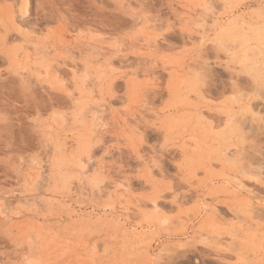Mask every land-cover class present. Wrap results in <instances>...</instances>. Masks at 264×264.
<instances>
[{
	"label": "rangeland",
	"instance_id": "1",
	"mask_svg": "<svg viewBox=\"0 0 264 264\" xmlns=\"http://www.w3.org/2000/svg\"><path fill=\"white\" fill-rule=\"evenodd\" d=\"M197 2L30 0L28 24L19 27L17 1L0 0V113L9 117L7 122L0 121V199L10 202L7 216L0 215V259L7 258L3 253L11 250L13 240L22 241L33 236L44 246L43 258L51 256L61 264H116L117 261L153 264L156 259L169 260L173 264H194L197 260L199 264H224L233 256L232 252L224 250L233 245L231 234L238 230L241 221L250 219L254 233L264 231L261 227L264 221L259 216L264 188L238 176L245 186L244 191L238 195L225 193V179L237 175L224 171L223 166L215 167L217 149L206 140L199 120H192L190 106L195 102L183 95L182 80L195 75L198 62L191 54L180 51L190 48L191 44L185 43L179 24L175 31L165 33L163 39H156L160 34L156 26L158 19L167 26L169 19L175 20L177 14H183L184 5ZM209 2L220 4L225 0ZM227 2L248 6L241 7L236 13L241 22L245 15L249 20L259 21L261 0ZM37 4L42 6L37 8ZM140 5L145 8L142 14L151 16L150 21H144L142 31L140 24H135L133 30L134 22L124 15L127 9H136ZM14 18H17L15 22ZM232 19L230 10L220 16L219 22L224 25ZM149 23L151 28L146 27ZM20 28L27 32L22 34ZM116 37H120L119 48L113 45ZM162 55H168L171 64L166 70L162 62L154 70V85L145 97L148 109L137 108L127 114L118 111L110 119L114 121L117 139L122 138L125 128L130 129L134 122L131 121L130 126L124 125L119 116H136L138 125H135L143 131L148 144L163 143L165 135L169 137L172 143L161 152L162 169L151 171L170 179L176 177L172 187L179 195L173 203L175 193H165L163 199L158 200L160 206L163 205L156 213L151 202L154 193L147 182L148 163L141 164L134 157L130 159L124 148V176L133 170L137 173L125 183L129 191L122 203L128 205V211L133 215L131 223L126 224L122 218L124 211L118 209L117 198L112 201L107 195L99 197L96 187L87 183L82 185L78 178L73 179L77 175L75 154L84 127H69L64 136L57 137L56 132L63 128V121L49 120V109L42 101L46 94H51L49 84L61 81L62 77L65 81L73 79L69 67H76L79 75L90 62L89 74L96 83L97 97L103 89L106 94L110 93L108 100L115 105L111 107L122 109L128 103L129 95L141 86L133 69L142 59ZM43 57L47 65L44 68L39 63ZM179 60H184V67L179 66ZM218 71L224 73L220 82L212 80L203 90L208 98H219L224 91L228 74L222 68ZM169 73L173 80L171 94L168 92ZM21 76L41 103L29 105L25 101ZM139 99L136 98L137 103ZM37 117L44 123L37 125ZM207 119L213 121L212 113H208ZM213 122H218V117ZM146 125L154 127L146 128ZM38 127L40 131H37ZM48 134L55 145L51 148L46 138ZM61 145L64 150L57 153V147ZM117 148L115 155L119 157L121 149ZM148 156L151 159L150 152ZM55 158L63 159L64 164L49 169L51 163L57 161ZM255 160L258 161V157ZM39 166H42L43 178L34 188L30 178L37 176ZM181 168L188 173L203 169L204 175L195 185L182 186L178 176ZM61 173L70 176L68 186L64 185ZM139 176L145 179L142 181ZM26 181L28 187H25ZM198 192L214 210H202ZM249 202L254 207V214L244 211ZM111 207H114L112 212ZM201 226H205L204 229ZM125 233L135 239L130 240ZM201 234L207 239H201ZM259 243L257 237V247ZM40 255L37 254L38 258Z\"/></svg>",
	"mask_w": 264,
	"mask_h": 264
},
{
	"label": "snow or ice",
	"instance_id": "2",
	"mask_svg": "<svg viewBox=\"0 0 264 264\" xmlns=\"http://www.w3.org/2000/svg\"><path fill=\"white\" fill-rule=\"evenodd\" d=\"M41 6L37 4V8ZM23 7L27 9L29 5ZM241 7L248 6L229 3L227 0L220 4H213L209 0H198L195 4L184 5L183 14H177L175 20L169 19L167 26L164 21L159 19L156 21V26L160 30L156 39H163L165 33L175 31L176 25H180L179 32L184 34L185 43L191 44L190 48H182L180 51L191 54L198 62V71L194 76L189 75L183 82V95L186 99L195 102L190 106L192 120L194 122L199 120L203 125L206 140L217 149L214 153L215 167L223 166L224 171L234 172L242 179L253 181L264 188V0H261L258 7L259 21L249 20L245 15L242 23L241 18L236 15ZM230 10L233 19L224 25L220 24V16ZM144 11V5H140L136 9L129 8L124 12V15L134 22L133 30L135 24H140L142 31L145 27L144 21L151 20L150 15L142 14ZM22 15L27 16L28 12L24 10ZM253 15H256L255 11ZM151 26V23L146 25L148 28ZM19 31L22 34L27 32L24 28H20ZM27 34L34 35V33ZM5 43H7L6 37ZM113 45L116 48L121 47L120 37L113 40ZM162 62L167 70L171 58L168 55L152 56L150 59H142L133 69V74L140 80L141 86L129 95L128 103L122 109L111 108L109 111L110 93L106 94L103 89L97 97L96 83L90 78V70L87 66L82 76L78 77L74 73L71 81L58 80L48 85L51 94H46L42 101L49 109L48 119L63 121V128L56 132V136H64L69 127L80 125L84 127L79 138L78 152L75 154L77 175L73 179L78 178L82 185L87 183L94 188L103 187L109 182L121 181L117 187L123 188L124 183L137 176L135 170L127 177L124 176L126 169L123 167V149L127 148L130 159L134 157L141 164L148 163L147 182L154 193L151 197L152 204L163 199L165 193L170 195L175 193L172 185L176 177L170 179L151 171L162 169L161 152L172 143L169 137L165 135L163 143L148 144L144 133L135 126L134 121L130 129L125 128L123 137L117 139L113 127L114 121L110 119L118 111L127 114L137 108L142 111L148 109L149 105L145 97L154 85V70ZM178 63L183 64L184 60H179ZM221 68L228 74L227 79L224 80V91L219 98H208L203 90L212 80L220 82L221 76L224 75L218 71ZM21 80L24 81L25 101L29 105L41 103L33 96L32 89L23 76ZM168 81V92L171 94L173 84L171 73L168 74ZM137 97L140 98L139 103ZM208 113H212L213 121L218 117V122L209 121ZM8 119L7 115L0 113V121L7 122ZM35 122L37 125L44 123L39 117ZM124 123L127 124V121ZM147 127L154 126L146 125ZM37 131H40L39 127ZM46 138L50 148L55 146L50 134ZM118 146L121 149L119 157L115 155ZM63 150L62 145L57 147V153ZM149 152L151 159L148 156ZM257 157L258 161L255 160ZM202 175H204L203 169L188 173L186 169L181 168L178 172L182 186L195 185ZM113 176L115 179L110 181ZM138 178L142 181L145 179L144 176ZM25 187H28L27 181ZM178 195L179 193L174 194L173 203L176 202ZM247 211L254 214L255 210L253 206H249ZM155 212L159 213L160 210L156 208ZM259 212L261 221H264V201L260 202ZM15 214L19 215V213ZM251 227L250 219L244 220L240 222L238 230L232 232L233 245L224 251L232 252L233 256L224 264H264V231L254 233ZM261 227L264 228V224ZM257 237L260 239L258 247ZM38 239L29 236L26 240H13V247L3 253L7 258L0 259V264H61L60 260L52 259L51 256L47 259L43 258L45 249L43 245L37 243ZM38 253L41 254L39 258ZM116 264H129V262L117 261ZM153 264H173V262L156 259ZM194 264H199V261H195Z\"/></svg>",
	"mask_w": 264,
	"mask_h": 264
},
{
	"label": "bare ground",
	"instance_id": "3",
	"mask_svg": "<svg viewBox=\"0 0 264 264\" xmlns=\"http://www.w3.org/2000/svg\"><path fill=\"white\" fill-rule=\"evenodd\" d=\"M17 1V3H18V13L17 14H19V15H17L18 16V18H20V20H19V23H18V26L19 27H22V26H26L27 24H28V17H29V14H30V0H15V2ZM24 5H29V7L27 8V9H24ZM24 10H26L27 12H28V15L27 16H23L22 15V12L24 11ZM241 18V17H240ZM14 20V22L17 20V18H14L13 19ZM243 23V22H242ZM158 29V28H157ZM66 37V36H65ZM69 40V39H68ZM152 45V44H151ZM114 48H116V47H114ZM39 51H40V49H39ZM43 51V50H42ZM41 51V52H42ZM45 57H43V60H41L39 63L41 64V66H43V68H44V66H47L46 65V59H44ZM98 59V58H97ZM90 62H87V64H86V66H87V68L90 70V64H89ZM102 63V62H101ZM108 63L110 64L111 62H109L108 61ZM121 63H123V62H121ZM103 64V63H102ZM113 64V63H112ZM85 66V67H86ZM179 66L180 67H184V64H180L179 63ZM114 67V66H113ZM71 70H72V72H73V74L75 73L76 75H77V69H76V67H69ZM31 69V68H30ZM46 69V68H45ZM14 70L16 71V69L14 68ZM45 71H47V69L45 70ZM49 71V70H48ZM39 73H40V70L38 71ZM84 72H85V70H84ZM83 72V73H84ZM100 72V71H99ZM83 73L82 74H79V75H77L78 77L79 76H82L83 75ZM89 73H90V71H89ZM104 73V72H103ZM134 75V74H133ZM89 76H90V74H89ZM61 78V77H60ZM104 78H106V77H104ZM98 79H101V76H99L98 77ZM185 80V79H184ZM184 80H182L183 82H184ZM61 81H65V78H61ZM101 81V80H100ZM114 101V100H113ZM114 103V102H113ZM112 103V104H113ZM109 104H110V107L111 106H113L110 102H109ZM184 104V103H183ZM115 106V105H114ZM112 108V107H111ZM101 110H103V109H101ZM136 117V116H135ZM135 117H131V118H129V117H127V116H119V118H120V120L123 122V124L124 125H127V126H130V122L131 121H137L136 120V118ZM138 119V118H137ZM118 120V119H117ZM116 120V121H117ZM124 121H127V124H125L124 123ZM176 121V120H175ZM137 124V123H136ZM138 125V124H137ZM136 126V125H135ZM143 130V129H142ZM143 132V131H142ZM202 145V144H201ZM199 147V146H198ZM117 149H119V148H117ZM61 155V154H60ZM56 159V158H55ZM57 161L54 163H51V168H49V169H53L54 167H60V165L63 163V159H56ZM85 163H87V161H85ZM64 164V163H63ZM63 166V165H62ZM61 166V167H62ZM40 167V166H39ZM48 169V168H47ZM39 170V169H38ZM50 172V171H49ZM61 175H62V179L64 180L63 182H64V185L65 186H68L69 184H70V176H68V174H64V173H61ZM43 178V171H42V166L40 167V170L39 171H37V176H35V177H32V178H30L31 180H32V186L34 187L35 185H37L38 184V182L40 181V179H42ZM47 178V177H46ZM111 179H115V177L113 176V177H111L110 178V181H111ZM123 179V178H122ZM46 182V181H45ZM48 182V181H47ZM121 181H117V183H111V182H109L108 184H106L105 186H103V187H96L97 188V190H98V192H97V195L100 197V196H103V195H107L112 201H115V198H117L118 199V202H119V206H118V209H120V210H123L124 211V214H123V220L125 221V223L126 224H129V223H131V221H132V216H131V213L128 211V205L126 206L125 204H123L122 203V200L123 199H125L126 198V196H127V192L129 191V188L127 187V185L124 183V186H123V188H120V187H117V184H119ZM239 182V183H238ZM225 183H226V186H227V188H225V190H223V191H225V193H227V194H229V195H238L239 194V192H243L244 191V184L242 183V180L241 179H239V177L238 176H234L232 179H225ZM40 184H41V182H40ZM42 184H45V183H42ZM241 185H243V188H241ZM40 186V185H39ZM72 187V186H71ZM80 187V186H79ZM91 187V186H90ZM35 188V187H34ZM65 188V187H64ZM68 188H70V186L68 187ZM32 189V188H31ZM71 189V188H70ZM200 190V189H199ZM212 190H214V189H212ZM218 191H221V190H218ZM217 191V192H218ZM75 192V191H74ZM84 192V191H83ZM83 192H82V194H83ZM224 193V194H225ZM201 197V195H199V192H198V194H197V197ZM86 197V196H85ZM8 199V198H7ZM84 199V198H83ZM82 199V200H83ZM201 199V200H200ZM199 200L201 201L200 202V205H201V208H202V210H211V209H213L214 210V207L212 208L208 203H207V199L205 198V197H201ZM1 200V203H0V215L2 216V217H6L7 216V212L10 210V205H9V203H7L8 202V200L6 201L5 199L3 200V199H0ZM44 200V199H43ZM6 201V202H5ZM27 203V202H26ZM34 203V202H33ZM12 205V204H11ZM112 205V204H111ZM163 205V204H162ZM162 205L160 206V204H159V202L157 201L156 202V204H152V206H153V208L154 209H156V208H158V209H161L162 208ZM13 206V205H12ZM43 206V205H42ZM75 206V205H74ZM113 206V205H112ZM249 206H252V204L249 202V203H247V207H246V209H248L249 208ZM35 207V206H34ZM117 208V207H116ZM115 208V209H116ZM245 208V207H244ZM114 210V207H111V209H110V211L112 212ZM216 210V209H215ZM239 211V210H238ZM244 211H247V210H244ZM214 212V211H213ZM248 212V211H247ZM259 214V213H258ZM259 216H260V214H259ZM234 217H235V215H234ZM255 217V216H254ZM8 218V217H7ZM237 221L239 220V219H236ZM246 220V219H245ZM110 221V220H109ZM210 224H211V222H210ZM202 225V224H201ZM139 227V226H138ZM204 227L205 226H201L200 228L201 229H204ZM129 233V232H128ZM126 234V233H125ZM124 234V235H125ZM126 237H129V239L131 240V239H135V237H132V236H129V235H125ZM140 237V236H139ZM231 237H232V234H231ZM201 239H207V237H205V236H203L202 234H201ZM216 239V238H215ZM127 240H128V238H127ZM218 240V239H217ZM206 241V240H205ZM214 242H216V240H214ZM126 243H127V241H126ZM99 245V244H98ZM182 248V247H181Z\"/></svg>",
	"mask_w": 264,
	"mask_h": 264
}]
</instances>
